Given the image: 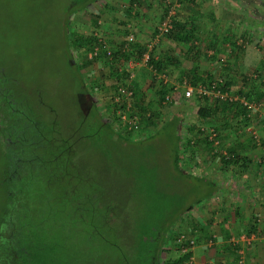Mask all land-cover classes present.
I'll use <instances>...</instances> for the list:
<instances>
[{
  "label": "rangeland",
  "instance_id": "rangeland-1",
  "mask_svg": "<svg viewBox=\"0 0 264 264\" xmlns=\"http://www.w3.org/2000/svg\"><path fill=\"white\" fill-rule=\"evenodd\" d=\"M127 1L0 0V62L13 72L19 84L17 93L24 96L22 105L38 123L41 122L35 129L41 131L45 140L12 151L14 159L10 165L14 168L13 174H21L18 179H22L13 180L15 186L12 188L20 189L16 197H23L21 206L26 207L13 218L20 227L14 232L30 230L31 243H37L43 249L46 247L48 251L51 249L49 255L53 258L72 264H99L102 257L107 259L105 264L110 262L109 255L114 256L111 244L120 242L119 245L127 249L129 235L138 217L144 219H141L143 224L153 217L151 222H157L160 229L180 226L186 233L185 223L189 219L186 218V206L191 205L190 209H195L193 203L200 201L209 191L204 178V174L208 173L202 170L203 166L199 168V164L207 160L209 163L219 161L218 155L210 154L211 149L206 143L195 140L188 132L190 125H194L193 130L200 125L219 126V114L214 119H198L196 115V109L212 103L213 98H192L187 103L176 98L180 96L183 80L194 81L192 77L188 79L186 76L190 73L184 71L191 59L184 52L187 45L164 35L163 43H157L152 53L158 59L163 55L165 57L166 53L174 55L168 61H160L163 66L160 69L165 78L164 84L173 89L171 95L177 101L158 104L154 76L144 67L145 73L140 67L130 69L133 73L131 81H135L142 94L143 107L157 115V126L152 132L136 140L122 136L116 140L110 133L114 134L117 126L108 121L105 122L107 127L99 126L91 110L93 108L89 111L91 97L100 112L102 103L108 100L114 77L108 71L110 66L106 67L102 61L86 63L84 40L96 33L117 53L128 32L133 33L136 44L143 46L147 43L157 22L156 10H148L151 14L154 12V16L146 19L143 14L147 11L142 9L139 12L134 8L129 16H125L124 9L129 8ZM109 3L114 9L110 16L104 10L108 16L102 12L96 18L93 14L95 7L106 9ZM66 5L75 10L69 13ZM180 14L177 13L178 18ZM64 19L68 24L67 31L75 35L69 44L70 60L68 56L67 59L85 79L88 93L77 86L73 80L74 71L65 64ZM261 56L264 62V54ZM131 57L133 59L135 55L128 52L123 57L117 55L124 71L130 67L128 60ZM202 59L207 61V57ZM213 61L219 65L218 70L225 69L223 57L216 56ZM245 72L242 71L243 75H246ZM247 73L251 80L247 84H253V90L256 89L260 96L252 98L246 95L244 98L259 105L258 109L264 112V67L259 65ZM211 75L215 77L218 73L216 71ZM174 113L178 114L180 122L172 116ZM79 116L87 117L85 125L79 123ZM245 126L242 119L233 129L236 138L245 140L246 136L249 141H259L255 129L252 128L255 132L253 138ZM68 133H73L74 137L65 147L62 139ZM175 133L180 139H176ZM186 140H189L187 145ZM243 140L239 143L243 144ZM1 146L0 140V222L11 205L3 185L7 179H4L5 154ZM176 148L179 161L175 165L173 157ZM216 150L219 153V147ZM79 202L82 204L75 209ZM192 235L197 236L196 233ZM163 249L169 252V256H177L170 241ZM193 249L194 254L200 256L197 259H203L197 243ZM166 257L167 253L163 254V259Z\"/></svg>",
  "mask_w": 264,
  "mask_h": 264
},
{
  "label": "crops",
  "instance_id": "crops-1",
  "mask_svg": "<svg viewBox=\"0 0 264 264\" xmlns=\"http://www.w3.org/2000/svg\"><path fill=\"white\" fill-rule=\"evenodd\" d=\"M167 1L128 0L126 4L129 8L124 9V15L129 16L134 8L142 9L147 11L146 15L143 14L146 19L150 15L154 16V12L151 14L149 11L156 10L155 17L158 21ZM181 2V14L177 18L190 27L192 44H198L195 53L187 46L184 48L185 55H189L191 59L184 71L190 73L191 77L193 73L203 79L207 74L214 75L216 71L219 73V65L213 60L216 56L223 57V66L226 65L224 74L230 81V89L243 90L252 98L259 97L260 93L253 90V84H247L251 83L247 72L259 65L264 67V62L261 61V54H264V0ZM111 4L109 3V7L107 4L106 9L94 6L96 11L94 9L93 13L97 17L102 12L110 16L114 10ZM134 34L139 37L137 33ZM162 38L163 36L158 39V44L163 43ZM201 45L204 47L201 48ZM205 57L207 61L202 59ZM140 70L145 73L143 67ZM242 71L247 72L240 77ZM238 111L240 112L228 107L226 113H219L218 129L220 151L224 153L230 150L231 154L240 157L239 160L224 162L219 155V161L215 163H209L208 160L200 163L199 168L203 166L202 170L208 173L204 174V178L209 191L205 197L200 198L199 204L194 205L195 209L186 212V218L189 219H186L185 228L188 233H196L197 236H191L197 237V247L203 256V259H197L199 255L194 254V246L191 248L189 261L197 264H238L239 258L241 264H264V144L258 145L264 143V117L255 113L251 120L259 141H249L244 135L245 140L242 137L237 139L233 129L243 119V110ZM239 140H243V144H239ZM243 232L254 237L253 241L247 245L231 241L234 236Z\"/></svg>",
  "mask_w": 264,
  "mask_h": 264
},
{
  "label": "trees",
  "instance_id": "trees-1",
  "mask_svg": "<svg viewBox=\"0 0 264 264\" xmlns=\"http://www.w3.org/2000/svg\"><path fill=\"white\" fill-rule=\"evenodd\" d=\"M69 6V5H68ZM66 5L67 11L70 13V11H74L75 9L68 8ZM83 8V7H82ZM81 8V9H82ZM65 9V11H66ZM163 12V11H162ZM94 14V13H93ZM67 15V13H66ZM97 17V16H96ZM94 22V21H93ZM67 21L64 19L63 22V46H64V60L65 64L74 71L73 74V80L77 82V86L81 87L85 92L88 93L87 90V85L85 79L82 78L80 73H77V68H73L71 65L72 63H69L67 56L70 60L69 57V44L71 41V38L74 37L75 35L72 32L67 31ZM61 26L59 27V29ZM61 30V29H60ZM166 38L174 41V42H181L187 45L189 50H193L192 52L195 53L197 52V47L198 45L192 44L191 37H192V32L191 29L188 25L185 24V22L180 21L179 19H176L173 22L172 28L165 33L164 35ZM75 38V37H74ZM95 37L93 35H89L85 40H84V48L86 49V53L90 48V45L94 42ZM136 44V41L132 44L134 47ZM121 45V43H120ZM144 50V46H140L136 44V48L133 51V55L135 57L139 56L140 53ZM127 52H117L113 53L112 59L108 61L107 59L101 58L100 61H102V64H105L106 67L110 66L108 71L111 72L113 75L114 79L116 80L119 76L124 79L127 77V71H124L123 65L121 64L120 59L117 60V55H121L123 57L126 55ZM167 55L164 57L161 56L160 59L157 58V61H154L152 58H150L149 62L152 63L156 68L160 69L162 66L160 61H168L169 58H174V55L171 53H166ZM92 60H97V59H88L86 58V63H92ZM123 62V61H122ZM5 64L0 62V140H1V147L3 149V152L5 154V163H4V175L5 178L7 179V183H4L3 185L5 186V192L7 196L8 203H10V207L6 209L8 211V216L2 218V221L0 222V264H72L70 262H67V260L63 259H55L51 255H49V251L47 249H43V247H40L37 243H31L30 242V237H29V232L30 230H22L19 233L14 232L15 229L20 228L17 226L13 220V218L17 217L20 213L23 212V210L26 208L25 206H21L24 201L22 200L23 197H16L17 194H19L20 189L17 188H12L15 186V184L12 182L13 180H21L18 179V176L21 174H13L14 168L11 167L10 161L13 160V154L12 151L16 149H21L24 146L30 145L34 146L36 142H44L45 140L41 136V131H37V128L35 129V126L38 125V121L36 120L35 116L31 115L23 105L22 102L24 100V96H19L17 93V87H18V82H16V78L13 74V72L10 69H7L4 67ZM118 67H120V70H118ZM219 78L223 79V87L222 88H227L230 89V81L226 79L224 70L221 69L219 70L218 75ZM244 76V75H240ZM188 79L191 77L190 75L186 76ZM192 78L193 82L190 81L191 84L195 85L199 81L203 84H206V87H209L210 82L213 78L211 74H207L203 79H201L199 76L195 75L192 73ZM188 81V82H189ZM90 85V84H89ZM91 86V85H90ZM89 88V87H88ZM77 89V88H76ZM131 89L133 90V94L136 97V105L139 109L140 114V119L141 122L144 123L145 125H153L154 123L157 122V115L156 113H151L149 116H145L144 112H149L147 107H143L144 103L142 101V94L138 91L137 86L132 83L131 81ZM156 95L157 97V102L158 104L162 102L164 94L168 93L171 91V94L173 92L172 88L164 83H157L155 87ZM239 90L237 91L238 94L242 96H248L247 93H242ZM245 92V91H244ZM176 93V92H174ZM252 93V91H251ZM250 93V94H251ZM249 97V96H248ZM180 98L183 102H190L189 100H186L183 98L180 94V96L176 97ZM206 97H193V99L199 100V99H205ZM90 102H89V111L91 107L94 111V114L97 118V121L99 126L105 125L106 120L103 119V116L100 112L97 111V104L94 100L91 99L90 97ZM191 100V99H190ZM177 100L171 95V100L170 102L175 103ZM232 108L235 109L237 112L242 109L240 105H238L236 102L231 103V102H222L218 101L217 99H213L212 103L204 104L201 105L196 109V115L197 118H206L209 117L211 119H214L217 117L219 113H222L223 111L226 113V108ZM244 112V111H243ZM89 114V113H88ZM178 115L177 113H174L172 116H175L177 118V121L179 118L176 116ZM88 116V115H87ZM81 118V116H79ZM213 117V118H212ZM244 123L246 125L251 123V119L247 118L242 114ZM87 120V117L81 118V121L79 122L81 125H85V121ZM176 121V122H177ZM87 124V123H86ZM162 124V123H161ZM83 125V126H84ZM175 126V125H174ZM194 125H190L188 127V132L192 138L195 140L202 141L203 143H206V145L211 149L210 154H216V156L220 155V158L224 160H239V156L231 154V151L229 150L228 152L225 153V155L220 153V139H219V129L218 125L216 124H210L206 125L208 127L213 128L216 131L217 134V140H218V146L219 147V153L217 150L213 149V146L211 144V141L208 140L205 135H202V132L199 131V126L197 128H194ZM107 127V126H106ZM109 130V129H108ZM175 131V128H174ZM110 132V130H109ZM176 132V131H175ZM75 134V131L73 132ZM73 133H68L66 136H63L62 142L63 146H67L68 142L72 140L74 137ZM113 138L116 140H120V136L127 138L124 135L120 134H112ZM201 135V137H197V135ZM176 139L179 138L180 136L175 133ZM189 140L185 141V144L187 145ZM44 144V143H43ZM240 144V143H239ZM237 144V145H239ZM264 144V143H263ZM178 148V147H177ZM176 148L175 150V155L173 157V162L176 165L177 162L179 161V156H178V149ZM216 152V153H215ZM14 153V152H13ZM15 154V153H14ZM13 158V159H12ZM16 193V194H15ZM91 197V195H90ZM22 201V203H21ZM83 203L85 202L82 200ZM200 201H196L193 203L194 205L199 204ZM82 204V203H81ZM80 202L75 206V209L79 208V205H81ZM191 208V205L186 206V211H188ZM17 210L19 211L17 213ZM15 214V216H14ZM143 219L142 217H138L135 220V225L134 229L129 235V246L127 249H123L119 244L120 242H113L111 244L112 248L114 249L113 255H109L110 262H106V264H191L190 260V255H191V244L189 243V240L193 237L191 236V232H183L182 229H180V226L176 227H171L167 226L166 228L160 229L157 225V222H151L153 217L148 218V222L144 223L141 221ZM144 220V219H143ZM182 234L183 239L180 242L176 241V237ZM169 241L173 244V247L175 251L177 252V256L174 258L171 255H168V251L164 250V246L166 243ZM194 243H197V239L194 238ZM181 248H186L185 251L181 252ZM167 256L165 259H163V254H166ZM106 257H102L100 260L99 264H105ZM97 264V263H93Z\"/></svg>",
  "mask_w": 264,
  "mask_h": 264
},
{
  "label": "built area",
  "instance_id": "built-area-1",
  "mask_svg": "<svg viewBox=\"0 0 264 264\" xmlns=\"http://www.w3.org/2000/svg\"><path fill=\"white\" fill-rule=\"evenodd\" d=\"M182 2L181 0H168L165 3V9L161 13L160 18L155 23L152 29V36L147 43H144V50L139 55L138 59L132 57L128 60L127 77L122 79L118 77L116 80L112 81V88L108 95V100L102 103L101 114L103 119L115 124L117 126V130L115 134L124 135L127 138H131V140H136L140 137L148 136L153 128L157 126L155 125H145L141 122L140 112L135 103L136 97L133 94V90L131 89V78L133 77L132 71L130 69L132 67H144L149 73L154 76L156 82L165 83V78L163 77L161 69L156 68L152 63L149 62L150 58L157 61V55L152 53V49L156 45L158 39L165 35L173 26V22L177 19V13L180 11ZM95 37L94 42L90 45L89 50L86 53L88 59H97L100 61L101 58L107 59L110 61L112 59V55L115 52L114 48L109 45V43L98 34L93 33ZM135 42V37L132 32H128L124 35V38L121 41V47L118 52H128L133 53L134 47L132 44ZM122 48V49H121ZM222 60V59H220ZM120 70V67H118ZM223 79L219 78V76H215L210 82L209 87H206V84L197 83L195 85L182 81L180 85V94L186 100H190L193 97H206L217 99L222 102H236L238 105L242 107L244 111L243 114L245 117L250 118L252 120L253 115L256 113L258 116L264 117V112L258 109L259 105H254L250 101L246 100L244 96L239 95L233 89L222 88L224 83ZM174 89L176 87H173ZM173 90V89H172ZM171 100V91L164 94L162 103H168ZM144 115L147 117L150 115L149 112H144ZM252 124H248L245 126V130L250 132L253 138L255 137V132L252 129ZM199 131L202 132V135L211 141L213 149H217V134L216 131L208 127L206 125H200ZM222 153V151H220ZM222 153L223 155H225ZM234 238V239H233ZM231 239L234 243H242L247 245L254 238L248 236L246 233H240L237 237H233ZM177 242L182 241L183 236L179 234L176 238ZM191 244V248L195 245L194 237L189 240ZM186 248H181V252L185 251ZM191 264H197L196 262L190 261ZM238 264H241L242 261L239 258L237 261Z\"/></svg>",
  "mask_w": 264,
  "mask_h": 264
}]
</instances>
